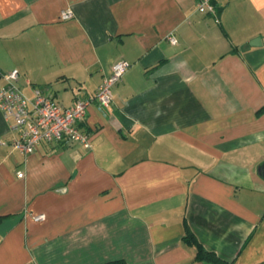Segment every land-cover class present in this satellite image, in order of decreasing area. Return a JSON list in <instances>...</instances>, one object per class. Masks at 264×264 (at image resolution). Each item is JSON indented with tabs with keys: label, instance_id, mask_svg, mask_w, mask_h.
Returning <instances> with one entry per match:
<instances>
[{
	"label": "crops",
	"instance_id": "0c3cea01",
	"mask_svg": "<svg viewBox=\"0 0 264 264\" xmlns=\"http://www.w3.org/2000/svg\"><path fill=\"white\" fill-rule=\"evenodd\" d=\"M199 1L0 0V87L17 69L28 97L70 108L131 64L80 124L90 149L25 157L0 110V264H206L186 226L264 264V0Z\"/></svg>",
	"mask_w": 264,
	"mask_h": 264
},
{
	"label": "built area",
	"instance_id": "2783aa9c",
	"mask_svg": "<svg viewBox=\"0 0 264 264\" xmlns=\"http://www.w3.org/2000/svg\"><path fill=\"white\" fill-rule=\"evenodd\" d=\"M197 10L201 13H214L210 0H200ZM74 16L72 10L62 13L63 20ZM172 44H177L175 36H170ZM131 64L121 60L114 64L112 73L106 77L93 95L78 100L70 108L63 107L53 96L47 95L40 88L34 89V96L28 97L19 85L20 72L13 70L2 75L4 85L0 87V110L11 132L15 134L11 146L25 157L33 154L42 143H61L66 146L78 145L86 149L92 147L90 136L81 130L92 105L109 108L114 101L116 86L122 82ZM1 145L6 142L0 140ZM18 176L23 177L19 172ZM44 215L35 216L36 221H43Z\"/></svg>",
	"mask_w": 264,
	"mask_h": 264
},
{
	"label": "trees",
	"instance_id": "16d2710c",
	"mask_svg": "<svg viewBox=\"0 0 264 264\" xmlns=\"http://www.w3.org/2000/svg\"><path fill=\"white\" fill-rule=\"evenodd\" d=\"M184 243L187 246L194 247L196 250L195 261L205 262L206 264H230L215 253L208 251L202 244L195 238L191 231L186 226V235L184 237ZM105 264H127L124 260H116Z\"/></svg>",
	"mask_w": 264,
	"mask_h": 264
},
{
	"label": "water",
	"instance_id": "95a60500",
	"mask_svg": "<svg viewBox=\"0 0 264 264\" xmlns=\"http://www.w3.org/2000/svg\"><path fill=\"white\" fill-rule=\"evenodd\" d=\"M262 43H261V40L260 39H256L254 40L252 43H251V46L252 47H256V46H261Z\"/></svg>",
	"mask_w": 264,
	"mask_h": 264
}]
</instances>
